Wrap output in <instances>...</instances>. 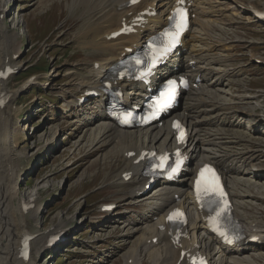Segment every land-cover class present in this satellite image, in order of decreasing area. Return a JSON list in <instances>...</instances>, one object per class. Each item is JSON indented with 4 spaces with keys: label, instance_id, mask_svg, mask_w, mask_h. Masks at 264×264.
I'll return each mask as SVG.
<instances>
[{
    "label": "bare ground",
    "instance_id": "6f19581e",
    "mask_svg": "<svg viewBox=\"0 0 264 264\" xmlns=\"http://www.w3.org/2000/svg\"><path fill=\"white\" fill-rule=\"evenodd\" d=\"M128 1L66 0L65 3L70 16L81 5L87 9L79 13L78 17L82 24L78 28L76 40L79 42V47L87 49L85 61L90 64L82 67L85 73L84 79L78 76L77 81L73 83L70 81V87L66 89L70 98L66 100L64 109L71 112L68 115L72 118L71 122H79L87 132H93L95 128L100 127L101 135H106L108 138L105 143L120 154L118 156L122 161L121 168L118 176L115 177L116 184L112 188L120 190L122 196L113 203H116V208L120 206L127 209L112 211V213L116 214V218L123 215L128 217L119 221L122 227H128L120 234L123 237L122 241H125V236L139 235V245L135 249L125 250V245L120 247V256L124 258L123 264L145 263L147 255L151 264H189L186 257L181 258L182 249L207 254L212 264H263L259 263V259L264 258L261 249V244L264 243V221L248 220L240 216L237 209L249 207L254 204L253 199L260 197L256 185L264 184V174L261 171L264 169L262 164L264 140L256 137L257 140H252L254 144L246 146V149L241 148L240 145L247 144L243 142L247 138L245 135L235 133L233 127L245 126L251 131L261 130V123L264 122V108L255 104L256 95L238 93L234 94L237 103H251L255 104V107L240 104L230 114L224 106L226 102L214 95L213 88L222 90L219 86L232 75L234 69L226 66H209L210 60L203 58L206 57L202 50L203 46L198 42L200 38L208 39L213 29L222 28V26L216 22V19L209 17L215 15L209 13L207 6L201 5L203 0H186L191 2L190 10L195 13L191 18L190 30L183 38V46L162 68L157 70L152 81V85L155 86L172 76L189 77L191 86L182 96L183 103L180 105L182 111L168 120L165 119L163 125L155 123L146 128L123 129L106 112L108 93L104 91L105 84H111L113 89L121 88L125 91L126 102L135 100L143 103L141 97L148 93L146 86L118 79L119 62L130 54L129 48L135 49L141 46L147 36L162 29L167 23L170 9L178 0H143L133 6H128ZM219 3L229 4L234 10L246 12L245 16L250 21L258 20L257 15H264L259 13L264 11V8L246 0H220ZM5 4L4 0H0V69L6 64L20 68L23 63L15 59L22 52L25 32H17L13 23L11 26L4 22L1 16H5L8 10H11L9 5ZM148 8L150 11L157 12L155 16L149 17L148 24L143 27L138 26L136 33L131 36L109 38V35L120 29L122 24L134 23V18ZM14 23L17 25L19 20ZM233 41H242V39L235 37ZM97 56L100 59L94 58ZM254 58L264 61V57L255 56ZM69 73H73L75 77L77 71L71 70ZM90 90H96L100 92V95L91 97L88 95ZM3 91L10 93L12 99L14 98L15 91L11 89L9 79H0V94ZM10 101L11 99L5 105L0 104V120L5 117V112L8 114L3 129V134L8 138L2 140L0 136V264H35V256L38 257L49 247L48 237L53 233L64 232L65 234L69 218L59 220V217L49 228L42 231H28L30 220H33L36 227L42 223L39 216L43 208L37 205L39 197L34 192H30L31 195L28 196V201L33 204V207L28 211L23 208L22 200L27 194L23 195L18 186L20 177L16 174L12 162L22 154L26 156L29 150L19 151L13 144L15 143L13 134L19 138L22 133L17 131L16 126L13 128L17 133H13L11 129L10 112L13 109ZM78 103L84 105H81L79 109L73 107ZM176 117L180 118L188 129L189 140L186 144L177 145L176 143L173 129V119ZM225 123L228 125L225 126ZM101 135L98 134V136ZM32 146L29 148L36 147V145ZM177 146L183 148L193 165H189L176 182L162 180L153 190L144 191L148 179L142 173L145 161L133 163L134 157H128V151L138 153L143 148L164 150ZM206 161L220 168L232 202L235 203V217L246 235L238 245L224 244L220 238L213 236L205 225L204 214L197 210L192 187L198 168ZM125 171L132 172L131 178H123ZM177 195L179 198H176ZM174 206H184L190 214L188 224L183 226L186 237L181 238V246L178 247L171 243L169 225L165 230L159 229L168 208ZM128 212L136 213L138 217L134 215L129 217ZM71 216L75 218L74 214ZM133 224L136 225L133 226ZM107 225L104 231L112 226V224ZM26 234L34 236L30 240L31 253L28 260L19 257L22 239ZM251 236L257 237L258 240L250 241ZM155 237H158L156 243ZM249 249H253L251 252L254 255L253 259L245 253Z\"/></svg>",
    "mask_w": 264,
    "mask_h": 264
},
{
    "label": "rangeland",
    "instance_id": "374dc122",
    "mask_svg": "<svg viewBox=\"0 0 264 264\" xmlns=\"http://www.w3.org/2000/svg\"><path fill=\"white\" fill-rule=\"evenodd\" d=\"M34 1L36 0H15L11 16L6 19L11 26L19 20L17 25L14 23L15 30L25 32L18 60L23 63V73L10 80L11 89L15 91L14 98L17 97L14 102L10 101V104L14 103L10 117L13 133H17L13 128L15 126L22 133L19 138L13 134V144L19 151L29 152L26 156L22 154L15 158L12 165L20 177L18 186L21 192L23 195L27 194L25 199L31 195L30 192H34L39 197L37 205L43 208L39 216L42 223L36 227L33 220H30L29 232L47 229L59 217V220L69 218L66 223L69 229L67 239L51 250L54 256L43 258L44 251L39 257L35 256L34 261L35 264H121L122 258L117 259L119 254L111 256L112 251H117L116 247L120 245L115 236L98 239L105 221L98 213L97 205L114 200L116 192L117 195L119 193L117 198L122 196L120 190L112 188L116 184L115 177L119 174L122 161L118 152L105 143V136H98V131L87 132L79 122H71L72 118L68 116L71 112H67L62 105L64 89L70 86V81H77L78 77L68 71L78 70L79 75L83 72L80 68L85 62L87 66L90 64L84 61L86 51L83 53L84 57H81L79 49H85L79 47V42L75 39L76 30L82 24L79 13L87 9L81 5L68 18L66 0H38L32 4ZM210 1L230 15L224 16L227 22L233 18L239 19L232 15V10H226L227 6L219 4L217 0ZM246 1L264 5V0ZM246 20L248 19L244 23L233 22V26L246 25ZM228 27L225 26V30ZM252 29L256 31L255 38L259 48L253 51L250 47L234 48L230 52L243 64L253 87L260 88L264 86V66L254 64L253 54L264 56V26L254 23ZM224 31H215V38L223 41L231 36L232 29ZM239 33H242L240 29ZM94 58L100 59L98 56ZM36 62H39V67L44 72H38L39 68L27 72L25 66ZM31 74H35L40 82L19 91L17 88ZM84 78L83 72L80 79ZM10 99L13 100L12 97ZM81 105L84 104L78 103L73 107L79 109ZM6 113L3 120H0L2 140L8 138L3 134L8 115ZM31 145L36 147L29 148ZM112 181L113 184H110ZM106 185L111 188L108 189ZM124 216L117 218L122 220ZM118 230L119 227L116 228ZM137 241L136 236L132 237L127 246L133 248L137 246ZM108 259L112 261L108 262Z\"/></svg>",
    "mask_w": 264,
    "mask_h": 264
},
{
    "label": "snow or ice",
    "instance_id": "6c2138e0",
    "mask_svg": "<svg viewBox=\"0 0 264 264\" xmlns=\"http://www.w3.org/2000/svg\"><path fill=\"white\" fill-rule=\"evenodd\" d=\"M177 16L179 17V22L177 23L176 27L179 30L180 28L183 27L184 19L186 16V13L183 9H177ZM171 39L174 41L176 39V36L178 35L177 33H172ZM175 92V82H170L169 90L166 92L162 98V102H167L172 98ZM206 171L210 174L207 178H205V190H211V191H216L219 192L221 196L224 195L222 188L220 187L218 183V177L215 176L214 170L212 169H206ZM202 178L204 177V172L201 173ZM198 191L200 188V182H198L197 185ZM178 213H174L173 216L177 215ZM173 216H170L169 219H172ZM226 235V234H225Z\"/></svg>",
    "mask_w": 264,
    "mask_h": 264
}]
</instances>
